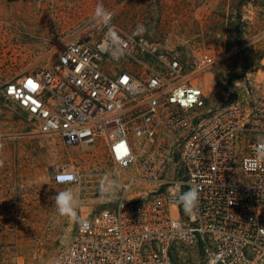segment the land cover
I'll return each instance as SVG.
<instances>
[{"label":"built area","instance_id":"2783aa9c","mask_svg":"<svg viewBox=\"0 0 264 264\" xmlns=\"http://www.w3.org/2000/svg\"><path fill=\"white\" fill-rule=\"evenodd\" d=\"M107 20L2 90L39 134L106 155L101 173L54 172L89 211L43 264H264V59L213 106L207 78L229 54L119 37Z\"/></svg>","mask_w":264,"mask_h":264},{"label":"rangeland","instance_id":"374dc122","mask_svg":"<svg viewBox=\"0 0 264 264\" xmlns=\"http://www.w3.org/2000/svg\"><path fill=\"white\" fill-rule=\"evenodd\" d=\"M107 16L104 32L119 37L142 34L179 51L229 54L207 78L213 106L224 102L240 72L264 59V0H0V264L45 263L87 216L86 191L54 183L56 170L106 168L104 151L85 153L39 134L2 90L52 59L57 47L97 31ZM68 188L78 219L55 208V195Z\"/></svg>","mask_w":264,"mask_h":264},{"label":"clouds","instance_id":"9594fccd","mask_svg":"<svg viewBox=\"0 0 264 264\" xmlns=\"http://www.w3.org/2000/svg\"><path fill=\"white\" fill-rule=\"evenodd\" d=\"M116 185V181H111L107 186L114 187ZM180 201L184 205L185 211L187 213H193L199 203L198 190L194 188L190 189L187 193H184L180 197ZM54 203L56 211L60 217H67L68 219H78V217L76 216V208L78 207V203L76 202V197L74 196V193L70 188L58 192L54 197Z\"/></svg>","mask_w":264,"mask_h":264},{"label":"snow or ice","instance_id":"6c2138e0","mask_svg":"<svg viewBox=\"0 0 264 264\" xmlns=\"http://www.w3.org/2000/svg\"><path fill=\"white\" fill-rule=\"evenodd\" d=\"M61 179H64V177H61Z\"/></svg>","mask_w":264,"mask_h":264}]
</instances>
